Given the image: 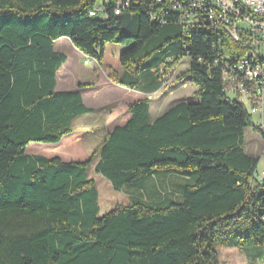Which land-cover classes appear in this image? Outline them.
I'll list each match as a JSON object with an SVG mask.
<instances>
[{"label":"trees","instance_id":"obj_1","mask_svg":"<svg viewBox=\"0 0 264 264\" xmlns=\"http://www.w3.org/2000/svg\"><path fill=\"white\" fill-rule=\"evenodd\" d=\"M125 2L0 0V264H219L217 248L264 244V179L245 152L244 130L264 133L222 92L216 35L181 29L153 0ZM62 37L110 81L146 94L160 90V69L187 58L180 79L196 90L154 120L151 98L128 104V120L84 161L27 155L29 143H58L95 111L77 90H56L66 56L54 42ZM106 44L123 46L121 73L104 65ZM96 156L94 171L115 190L173 169L185 182L175 199L132 196L99 216L87 172Z\"/></svg>","mask_w":264,"mask_h":264},{"label":"rangeland","instance_id":"obj_2","mask_svg":"<svg viewBox=\"0 0 264 264\" xmlns=\"http://www.w3.org/2000/svg\"><path fill=\"white\" fill-rule=\"evenodd\" d=\"M123 46L115 44H106V62L112 64L111 59L116 58ZM54 50L63 53L66 56V62L59 68L56 75V90H75L78 83H90L91 86L83 87L86 91L83 93V101L87 106L98 104V100L102 97L101 85L103 79L107 77V71L98 67V65L90 58L79 52L70 42L68 38L62 37L54 42ZM114 52V54H111ZM180 61L179 73L173 77L172 81L158 92L152 93L151 98V118L156 117V107H160L161 111H165L170 106L180 101L191 100V95L196 88L190 83L188 78L180 79V75L188 68V60L182 58ZM94 88H91L94 86ZM88 89V90H87ZM95 93H99L96 95ZM130 101L140 98L136 97V93L132 92ZM141 95V94H139ZM94 98H97L93 100ZM100 111H96L93 115H85L76 119L73 123V133L64 137L60 142L55 144H44L31 142L25 149V154L42 155L46 157H59L63 161H84L96 149L105 134V130H90L86 126L95 118L100 116ZM127 118L129 117L126 111ZM252 123L255 128L260 129L264 133V110L262 113L251 115ZM263 122V125L261 124ZM110 127H108L109 129ZM75 141V144L70 143ZM244 149L248 154L257 158V175L264 170V139L259 132L252 127L244 130ZM98 157L96 156L94 163L87 166L89 178L94 181V185L98 192L99 216L109 212L116 204L128 205L132 196L143 197L152 201L162 199L163 196L175 199V190L178 185L185 182L184 177L180 176L181 169H173L170 176L166 179L152 176L140 181L132 187H123L115 190L112 185L100 174L94 171V165ZM167 181V182H166ZM157 182V183H156ZM156 183V185H155ZM152 185L156 186L158 194L152 192ZM219 264H264V244L261 247L252 248L250 250L241 251L236 248H217Z\"/></svg>","mask_w":264,"mask_h":264},{"label":"built area","instance_id":"obj_3","mask_svg":"<svg viewBox=\"0 0 264 264\" xmlns=\"http://www.w3.org/2000/svg\"><path fill=\"white\" fill-rule=\"evenodd\" d=\"M153 1L160 5L158 13L176 14L177 20L185 21V28L200 27L216 35L214 63L220 66L225 98L240 103L249 115L262 113L264 64H253V55L264 57V0ZM174 4H181V12H174ZM96 11L89 15L95 16ZM156 16L152 12L153 19ZM227 34H236V42H228ZM181 62L170 66L169 72L160 69L161 88L179 73ZM257 177L264 179V170Z\"/></svg>","mask_w":264,"mask_h":264},{"label":"crops","instance_id":"obj_4","mask_svg":"<svg viewBox=\"0 0 264 264\" xmlns=\"http://www.w3.org/2000/svg\"><path fill=\"white\" fill-rule=\"evenodd\" d=\"M68 42H70V44H72L69 39H68ZM112 51L113 50H111V54L113 55L114 52H112ZM103 61H104L105 66L111 67L113 70H115L118 73L122 72V69L118 63V56L116 58L113 57V59H111L112 64H107V62H106V45H105V53H104ZM94 87H95V85L92 86L91 88H94ZM75 90H77L79 92V94L81 95L82 101H83V93L86 90L81 89V88H77V84L75 86ZM132 92L136 93V95H137L136 97H138V96L140 97V98H137L136 100L145 98L144 95L150 96L152 94V93H149V94L143 93L139 89H130L127 87L119 86V85L113 83L112 81H110L108 79V77H106V79H103V82L101 85V92H100L102 94V96H101L102 98L100 100H98L99 101L98 104H96L94 106L85 105V106L95 110L93 113H91L89 115H93V114H95L96 111H100L101 112L100 116L98 118H95L90 124H87L86 127L90 130H96V131L99 129L105 130L106 132L103 135V137H104L114 127L120 126L123 123H125L129 118V117L127 118V115H126L127 105L132 103L133 101H135V100H133V101L129 100V97H131L130 94ZM95 94L98 95L99 93H95ZM139 94H141V95H139ZM95 99H97V98H94L93 100H95ZM83 103H84V101H83ZM151 104H152V102H151ZM155 109L157 110V113H156L157 115L155 118H157L158 116H160L164 112V111L163 112L161 111L160 107H156ZM150 114H151V110H150ZM155 118H153V119L151 118V119L154 120ZM108 127H110V128L108 129ZM70 143L75 144V141L72 140ZM245 152H246V150H245ZM29 155H31V152ZM32 155H34V154H32ZM248 155H250V154H248Z\"/></svg>","mask_w":264,"mask_h":264},{"label":"bare ground","instance_id":"obj_5","mask_svg":"<svg viewBox=\"0 0 264 264\" xmlns=\"http://www.w3.org/2000/svg\"><path fill=\"white\" fill-rule=\"evenodd\" d=\"M174 12H181V4H174ZM178 24H180L181 29L185 30V21L178 20ZM228 42H236V34H227ZM253 64H264V57L262 55H253Z\"/></svg>","mask_w":264,"mask_h":264}]
</instances>
